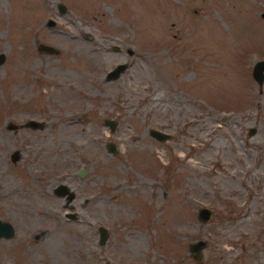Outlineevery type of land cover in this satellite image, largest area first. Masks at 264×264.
<instances>
[{
	"label": "rangeland",
	"instance_id": "rangeland-1",
	"mask_svg": "<svg viewBox=\"0 0 264 264\" xmlns=\"http://www.w3.org/2000/svg\"><path fill=\"white\" fill-rule=\"evenodd\" d=\"M261 11L264 0H0V220L13 230L0 264H197V239L202 264H264Z\"/></svg>",
	"mask_w": 264,
	"mask_h": 264
},
{
	"label": "water",
	"instance_id": "water-1",
	"mask_svg": "<svg viewBox=\"0 0 264 264\" xmlns=\"http://www.w3.org/2000/svg\"><path fill=\"white\" fill-rule=\"evenodd\" d=\"M57 10L59 12H62L64 10V6L62 3H57ZM259 16L264 19V11L259 12ZM36 51L38 52H46V53H56V48L43 44V43H37L35 47ZM3 60V54L0 53V62ZM126 64L124 62L115 64L111 69H109L105 73V79H114L118 76L119 72L124 69ZM251 76L255 80V82L260 85L263 78H264V59L257 60L253 63L251 68ZM103 123L107 124L109 129L112 130L115 121L112 119L104 118L102 120ZM29 125L31 127H35L36 123L34 121H29ZM254 131L252 127L247 129V133L251 134ZM148 134L158 140H163L165 138L169 137V134L161 132L157 129L149 128ZM106 149L110 152L114 150L113 145L110 142L106 143ZM15 155H13V158ZM86 171L85 167H82L77 170V175L82 176ZM52 192L55 195L63 196L64 197V205L67 204L69 200L73 197V192L68 189V187L64 184H58L55 186L52 190ZM196 219L199 222H205L209 219L210 216V210L205 206H200L196 210ZM13 230L9 223L4 222L0 220V237L6 238L9 237L12 234ZM106 238V230L103 226L98 227V238L97 242L99 244L103 243V241ZM205 242L202 239L194 240L193 242H189L186 245L187 251L189 255L195 260L197 264H202V254H201V248L204 246Z\"/></svg>",
	"mask_w": 264,
	"mask_h": 264
}]
</instances>
